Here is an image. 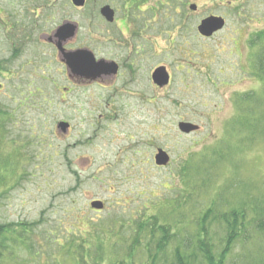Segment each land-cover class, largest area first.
Masks as SVG:
<instances>
[{
    "label": "rangeland",
    "instance_id": "rangeland-1",
    "mask_svg": "<svg viewBox=\"0 0 264 264\" xmlns=\"http://www.w3.org/2000/svg\"><path fill=\"white\" fill-rule=\"evenodd\" d=\"M175 2L191 17L185 57H170L164 35L155 44L170 86L155 90L144 80V102L127 101L116 116L89 98L93 89H74L62 102V89L43 79L59 82V67L35 69L25 49L9 65L18 75L0 78V223L12 232L1 238L12 251L6 264H84L75 250L87 264V252H102L108 263L125 257L111 246L119 226L153 217L191 233L212 199L231 203L240 187L264 192V82L256 75L260 48L253 47L264 31V0ZM210 16L222 18L224 28L201 41L197 27ZM11 51L1 39L0 60ZM252 53L251 68L245 58ZM60 122L70 125L65 136L56 132ZM183 122L198 129L183 134ZM157 150L168 154L164 167L154 163ZM217 153H225L223 161L207 162ZM93 201L103 209L91 208ZM16 235L24 242L15 244ZM134 254L137 264L145 261Z\"/></svg>",
    "mask_w": 264,
    "mask_h": 264
},
{
    "label": "flooded vegetation",
    "instance_id": "flooded-vegetation-1",
    "mask_svg": "<svg viewBox=\"0 0 264 264\" xmlns=\"http://www.w3.org/2000/svg\"><path fill=\"white\" fill-rule=\"evenodd\" d=\"M176 3L175 0H0V12L5 14L0 16L3 31L0 40L12 50L11 57L0 60V78L10 81L18 75L9 65L25 49L33 57L30 62L35 69H50L53 64L59 67L56 69L59 82L50 81L48 75L43 79L62 89V102L74 89H93L96 91L89 98L112 107L108 115L116 116L127 101L144 102V80L155 90L170 86L172 76L166 66L157 64L159 54L155 53V44L156 35H164L170 57L176 59L181 53L185 57L191 17L182 14ZM3 4L14 9L19 5L21 11L13 9L8 13ZM193 5L182 7L192 11ZM3 16L9 20L5 21ZM216 34L206 38L198 33V38L206 41ZM254 44L255 37V48ZM247 50L251 53L252 47ZM253 55L247 54L245 58L251 68ZM184 57L179 62L184 64ZM160 68L169 77L162 88L154 79Z\"/></svg>",
    "mask_w": 264,
    "mask_h": 264
},
{
    "label": "trees",
    "instance_id": "trees-1",
    "mask_svg": "<svg viewBox=\"0 0 264 264\" xmlns=\"http://www.w3.org/2000/svg\"><path fill=\"white\" fill-rule=\"evenodd\" d=\"M255 43L260 48L255 60L256 75L264 82V31L256 36ZM246 95V102H250L253 95ZM248 111L243 109L245 114ZM252 125L247 123L249 129ZM225 153L212 155L207 162L212 159L223 161ZM2 181L0 173V186ZM192 223L195 226L191 233L181 232V224L165 225L153 217L137 219L133 225L120 227L115 224L119 227L113 231L114 243L111 246L119 249L116 252L122 251L125 257L118 255L116 258L114 255L113 260L105 263L102 252L94 256L87 252L86 256L91 262L89 264H137L134 260L136 251L146 255L145 261L138 264H157L159 261L161 264H264V192L257 196L246 187H240L237 199L231 203L226 199L215 201L214 198ZM10 227L0 223V264H6L12 254L11 247L1 239L12 233ZM21 237L16 235L15 244L24 242ZM126 249L127 254L124 253ZM75 252L81 263L87 264L82 252Z\"/></svg>",
    "mask_w": 264,
    "mask_h": 264
},
{
    "label": "water",
    "instance_id": "water-1",
    "mask_svg": "<svg viewBox=\"0 0 264 264\" xmlns=\"http://www.w3.org/2000/svg\"><path fill=\"white\" fill-rule=\"evenodd\" d=\"M190 9L192 11L196 10V7L190 6ZM224 27V20L219 17H209L201 21L200 25L198 26L197 30L198 33L206 38L211 37L214 33H217L218 31H221ZM154 79L155 82L159 87H164L169 82V77L165 70L163 68L157 69L154 73ZM179 131L183 134L189 135L191 132L196 131L198 128L192 124L188 123H180L178 125ZM57 131L66 134L69 125L67 123L61 122L56 125ZM155 165L156 166H166L169 163V157L166 152L162 150H158L157 154L155 155ZM91 208L96 210H102L103 209V203L99 201H95L91 203Z\"/></svg>",
    "mask_w": 264,
    "mask_h": 264
}]
</instances>
